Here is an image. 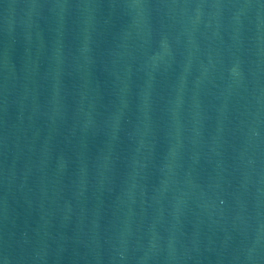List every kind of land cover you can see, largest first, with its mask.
Here are the masks:
<instances>
[{"label":"water","instance_id":"water-1","mask_svg":"<svg viewBox=\"0 0 264 264\" xmlns=\"http://www.w3.org/2000/svg\"><path fill=\"white\" fill-rule=\"evenodd\" d=\"M0 264H264V0H0Z\"/></svg>","mask_w":264,"mask_h":264}]
</instances>
